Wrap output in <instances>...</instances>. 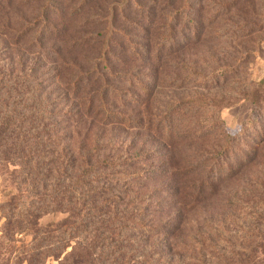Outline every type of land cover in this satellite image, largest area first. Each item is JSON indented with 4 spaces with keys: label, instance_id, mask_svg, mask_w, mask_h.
Returning a JSON list of instances; mask_svg holds the SVG:
<instances>
[{
    "label": "trees",
    "instance_id": "1",
    "mask_svg": "<svg viewBox=\"0 0 264 264\" xmlns=\"http://www.w3.org/2000/svg\"><path fill=\"white\" fill-rule=\"evenodd\" d=\"M70 1L68 12L58 0H0V33L7 37L9 49L19 55L13 67H0V177L3 183L21 189V198L30 199L29 219L14 221L15 225L25 223L35 229L30 252L22 262L42 264L43 256L54 258L57 264H264V251L257 256L253 250L230 246L226 251L217 246L210 237L216 232L210 219L203 228L184 227V219L213 200L219 186L233 179L246 160L241 153L237 155L239 139L226 134L221 126L214 148L196 150V165L172 168L176 180L168 187L171 202L155 204V211H149L151 205L140 207L150 195L140 197L134 192L129 200V191L116 187L117 177L129 181V176H136L127 171L128 156H99V149L104 148L99 139L84 147L95 126L129 127V121H115L123 113L111 112L108 103L122 102L123 94L129 102V91H121L129 88V82L139 93L147 96L149 92L144 81L133 74L128 85L120 86L113 67L102 59L111 53L109 46L117 33L125 36L123 24L116 25V20H128L137 30L145 23L151 28L157 25L150 48L143 51L135 42L129 45L132 57L145 56L148 63H156L173 55L180 40L188 44L194 37L196 18L190 0H149L151 7L142 0H102L106 7L94 12L84 9L98 0ZM15 2L18 8L13 9ZM29 8L26 16L17 15ZM84 12L87 16L81 18L87 23H101L68 38L67 27H55L50 20L58 13L59 23H69ZM15 14L20 20L17 28L11 19ZM143 31L151 32L150 28ZM56 41L60 43L56 45ZM78 47L84 50L76 52ZM22 49L32 51L31 63L23 60ZM84 53L93 54L85 67L76 58ZM44 62L54 68L52 84L71 102L61 116L53 112L50 93L44 94ZM55 63L59 64L56 68ZM40 65L44 71L33 77ZM125 74L129 78V72ZM197 105L200 101L193 98L171 103L160 121H150L154 135L171 148L193 142V135L202 132L189 116ZM137 159L134 155L132 160ZM163 206L168 210L164 212ZM3 207L7 208L3 218L10 225L17 218L14 209ZM54 213L65 218L38 226V219Z\"/></svg>",
    "mask_w": 264,
    "mask_h": 264
},
{
    "label": "rangeland",
    "instance_id": "2",
    "mask_svg": "<svg viewBox=\"0 0 264 264\" xmlns=\"http://www.w3.org/2000/svg\"><path fill=\"white\" fill-rule=\"evenodd\" d=\"M58 1L65 9L72 3L70 0ZM142 3L146 7L152 6L149 0H142ZM16 6L17 2L13 3V9L18 8ZM105 7L102 0H98L85 7L84 11L94 12ZM190 7L196 18L194 37L188 44L180 40L181 45L173 55L156 63H148L145 56L142 59L132 57L129 45L135 42L143 51L150 48L157 25L151 28L145 23L141 30H137L128 20H116V25L123 24V28H120L125 36L117 33L109 46L111 53L104 55V51L102 59L113 67L120 86L128 85L126 81L133 74L144 81L149 92L147 96L139 93L138 88L129 82V88L121 89L129 91V102L125 94L122 95V102H108L111 112L123 113L115 121H129V127L121 124L113 128L95 126L84 147L87 142L99 139L104 147L99 149V156L115 153H118V157L128 156L127 171L129 175L136 176H129V181L117 177L116 187L129 191V200L133 199L131 193L134 192L140 197L150 195L151 198L142 202L140 207L151 205L149 211H155V204L167 205L171 202L168 187L176 180L172 168L190 163L196 165V150L200 147L208 150L214 148L218 141V125L221 126L226 134L239 139L237 155L241 153L246 160H242V167L233 179L219 186L213 200L184 219L187 222L184 227L203 228L205 221L210 219L216 231L211 232L210 237L217 246L226 251L231 250L230 246L235 250H253L259 256V252L264 251V0H190ZM31 10L17 12V15L26 16ZM84 14H79L69 23L67 20L66 23H59L60 20H56L61 17L58 13L52 14L50 20L56 24L55 27L65 25L68 38L76 31L85 33L101 23L95 24L94 20L87 23L81 18L87 16ZM17 15L11 18L14 28L18 27L20 21ZM148 28L151 32L147 35L143 29ZM5 40H8L7 37L0 33V67H13L19 55L9 49ZM55 43L57 45L60 41ZM81 50L84 48L78 47L76 52ZM21 52L23 60H30L28 62L31 63L32 51L22 49ZM84 55L76 58L78 65L85 67L90 64L93 54ZM54 57L51 56L56 59ZM42 65L46 67L45 75L41 78L45 83L44 94L50 93L53 112L61 116L71 102L52 84L55 75L52 64L45 66L44 62ZM42 65L35 67L33 77H40L44 71ZM57 65L55 63V68ZM29 68L30 65L26 71ZM57 70H60L59 67ZM126 72H129V78ZM188 98L200 101L189 116L192 115L190 121H196L194 125L202 132L193 135V142L179 143V146L171 148L154 135L150 121L156 124L167 113L171 103ZM59 118L54 121H59ZM134 155L139 159L132 160ZM21 193V189L3 183L0 177V264H26L22 258L30 252L29 244L35 229L29 224L17 226L14 223L29 219L30 199L21 198ZM9 197L13 199L10 205H6ZM3 206L13 208L17 217L10 225L3 218L7 211ZM167 210L163 206V211ZM64 218L62 213L48 214L38 219L37 224L45 227ZM42 257V264H57L52 257Z\"/></svg>",
    "mask_w": 264,
    "mask_h": 264
}]
</instances>
